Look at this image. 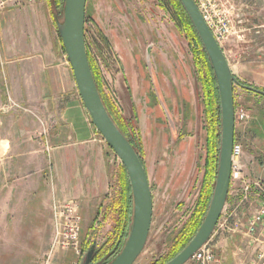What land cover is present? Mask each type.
<instances>
[{
  "label": "rangeland",
  "instance_id": "obj_1",
  "mask_svg": "<svg viewBox=\"0 0 264 264\" xmlns=\"http://www.w3.org/2000/svg\"><path fill=\"white\" fill-rule=\"evenodd\" d=\"M35 1H45L51 8L49 0ZM219 1L232 27V35L220 48L236 43L235 50L242 52L241 45L247 47L256 72L251 70L245 82L240 83L264 91V69H255L264 65V0ZM28 3L32 2L0 0V13ZM85 3L87 53L99 72L107 108L121 125L123 122L125 129L133 126L137 130L141 160L152 193L148 239L134 264H164L171 255L174 237L195 207L203 175L206 132L201 86L193 65L194 48L176 27L166 0H86ZM234 104L235 112L242 109L248 117L245 122L235 123V130L241 136L236 143L241 146L242 155L232 174L227 207L208 241V248L222 264H229L233 254L243 259L241 264H263L264 238L257 237L258 231L249 234L247 229L257 207L264 205V175L257 173V163H264V147H255L258 137L250 129L252 123L264 127V97L236 86ZM9 107L10 111L23 110L16 103H9ZM254 119H260L259 123ZM98 137L99 145L106 148L110 165V195L88 221L84 222L79 214L80 256L58 250L50 264L63 261L83 264L90 247L101 249L113 230L115 215L110 206L118 194L123 166L102 137ZM247 185L250 187L246 195ZM240 210H244L243 217ZM53 234L52 223L49 240L42 242L45 246L37 256L41 254L44 258L50 251ZM30 235L36 233H28L27 237Z\"/></svg>",
  "mask_w": 264,
  "mask_h": 264
},
{
  "label": "crops",
  "instance_id": "obj_2",
  "mask_svg": "<svg viewBox=\"0 0 264 264\" xmlns=\"http://www.w3.org/2000/svg\"><path fill=\"white\" fill-rule=\"evenodd\" d=\"M46 4L35 1L0 13V264H39L53 203L76 202L86 222L112 188L106 148L99 145L78 96L54 13ZM234 44L221 51L233 77L245 82L255 71L251 53L242 45V52L235 50ZM9 103L23 110L10 111ZM250 129L258 137L255 147H264L262 124L252 123ZM257 165V173L264 175L263 161ZM257 231L263 239L264 220ZM229 262L243 259L233 254Z\"/></svg>",
  "mask_w": 264,
  "mask_h": 264
},
{
  "label": "water",
  "instance_id": "obj_3",
  "mask_svg": "<svg viewBox=\"0 0 264 264\" xmlns=\"http://www.w3.org/2000/svg\"><path fill=\"white\" fill-rule=\"evenodd\" d=\"M187 13L207 54L217 83L220 112L221 139L217 176L207 213L197 233L186 247L166 264H185L201 249L214 233L226 205L231 183L232 152L235 132V109L233 88L237 80L221 48L193 0H179ZM86 0H63L62 17L57 25L58 36L69 64L78 96L88 113L90 122L124 167L131 190L132 216L127 238L120 253L109 264H134L142 253L152 221L153 200L145 168L137 152L117 128L110 117L96 87L89 65L85 44ZM245 89L264 97L254 88ZM95 245L85 254L83 264H93Z\"/></svg>",
  "mask_w": 264,
  "mask_h": 264
},
{
  "label": "trees",
  "instance_id": "obj_4",
  "mask_svg": "<svg viewBox=\"0 0 264 264\" xmlns=\"http://www.w3.org/2000/svg\"><path fill=\"white\" fill-rule=\"evenodd\" d=\"M167 6L170 8L173 14L174 22L177 28H179L182 32H184L186 38L192 48L193 51V65L195 66L196 72L198 74L201 93H202V103H203V116L205 119V156H204V165H203V175L201 186L198 194V198L195 204V207L187 220L184 223L179 233L174 237L171 255H169L168 259L164 262L166 264L170 260H172L177 254L183 250L186 245L191 241L193 236L197 233L198 229L201 226V222H203L205 215L207 213L208 207L210 205V201L213 194L214 182L217 176L218 169V161H219V149H220V139H221V112H220V100L219 93L217 88V83L214 77V72L211 68L210 62L208 60L207 54L204 51L202 43L187 15L184 8L182 7L179 0H166ZM49 5L54 11L53 18H55L56 26L60 23L62 17V9H63V0H49ZM85 31V30H84ZM60 40V37H59ZM61 43V41H60ZM62 45V44H61ZM89 65L104 104V108H106L110 117L114 121L117 128L121 131V134L125 136V138L129 141L131 147L137 152L139 156V160L142 159L141 153V143L140 138L138 137L137 130L133 126L130 128H126L116 120V118L112 115L108 106L106 105L102 92H101V83L99 72L95 66V64L90 59L89 54L87 53ZM241 87L245 89V86L239 81L234 85L233 95L235 87ZM252 88V87H250ZM247 90V89H245ZM257 90V89H256ZM248 93L254 94L255 96H261L254 92L247 90ZM261 91V90H258ZM264 93V91H261ZM263 97V96H261ZM234 104V109H235ZM235 140V132H234V143ZM142 162V160H141ZM143 164V163H142ZM129 181L124 167H121V173L119 176V190L116 199H114L111 203L110 209L115 215L113 220L114 226L113 230L109 234L108 239L103 244L101 249L93 253V263L102 261V264H109L113 261L116 256L120 253L125 239L127 238L128 228L131 223L132 216V198H131V190L129 187ZM229 194V193H228ZM228 200V198H227ZM89 251V250H88ZM87 251V252H88Z\"/></svg>",
  "mask_w": 264,
  "mask_h": 264
},
{
  "label": "built area",
  "instance_id": "obj_5",
  "mask_svg": "<svg viewBox=\"0 0 264 264\" xmlns=\"http://www.w3.org/2000/svg\"><path fill=\"white\" fill-rule=\"evenodd\" d=\"M28 1L33 3L34 0ZM193 2L196 4L205 25H207L219 46L227 42L232 35V27L224 5L219 0H193ZM247 119L248 117L244 110L240 109L238 112H235V123H242ZM240 155H242L241 146L235 142L232 152L231 178L237 166V161L241 157ZM254 186L258 187L259 185L258 183H254ZM249 187V185L245 186V194L249 190ZM243 199H246V196ZM226 207L227 204L223 211ZM263 220L264 205H260L248 221L247 232L253 235ZM52 223L54 234L52 242H50V251L45 255L44 261L41 264H50L54 257L53 255L58 250L71 251L75 253L74 255L80 256L81 250L78 241H80L81 219L77 203L73 201L54 202L52 205ZM260 259H262V256H260ZM185 264H222V262L217 258L214 251L208 248L207 242Z\"/></svg>",
  "mask_w": 264,
  "mask_h": 264
}]
</instances>
